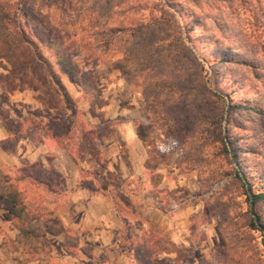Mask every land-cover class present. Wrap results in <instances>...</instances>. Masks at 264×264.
Segmentation results:
<instances>
[{"label":"rangeland","instance_id":"obj_1","mask_svg":"<svg viewBox=\"0 0 264 264\" xmlns=\"http://www.w3.org/2000/svg\"><path fill=\"white\" fill-rule=\"evenodd\" d=\"M7 1L43 57L34 70L35 59L17 60L0 37L1 74L11 71L15 85L8 94L49 98L55 110L38 111L43 123L56 131L62 122L64 143L99 163L100 186L120 179L122 153L113 161L102 151L123 122L146 136L149 165L167 187L181 186L157 196L151 217L194 215L176 264H264V0ZM56 54L76 63L90 99L62 80ZM19 104L15 114L37 113ZM167 244L157 251L169 255Z\"/></svg>","mask_w":264,"mask_h":264},{"label":"crops","instance_id":"obj_2","mask_svg":"<svg viewBox=\"0 0 264 264\" xmlns=\"http://www.w3.org/2000/svg\"><path fill=\"white\" fill-rule=\"evenodd\" d=\"M66 79L76 86L63 76L62 80ZM65 89L72 98L69 88ZM5 96L0 90V173L24 189L30 210L37 216L33 224L45 246L33 259L22 248L7 246L5 242L14 239L18 230L8 217V199L0 195V264H140L134 247L144 238L183 247L189 232L185 210L168 219L151 217L160 213L162 200L157 196L171 187L175 190L170 193H174L181 186L167 187L166 176L149 167L147 148L131 121L123 122L125 134L118 128L117 141L102 151L108 158L112 152L113 161L122 153L121 162L113 166L119 168L120 179L116 178V185L100 186L101 174L94 170L99 163L94 165L85 154L78 156L75 149L57 142L44 123L30 119L32 113L13 112L21 102L45 112L40 100L29 99L27 92L8 94L9 99ZM119 140L122 146L117 145ZM161 254L154 258V264L159 259H176V252H163L164 257L158 258Z\"/></svg>","mask_w":264,"mask_h":264},{"label":"trees","instance_id":"obj_3","mask_svg":"<svg viewBox=\"0 0 264 264\" xmlns=\"http://www.w3.org/2000/svg\"><path fill=\"white\" fill-rule=\"evenodd\" d=\"M17 9L18 8L16 7L15 3L9 2L7 0H0V37L8 39L11 45H13L11 46V53H13L15 57H17V60L22 59L24 56L25 58L31 56L33 59H35V65L33 64L35 70L38 61H43V57L40 54V50L36 42L32 41L30 37L26 34L24 25L21 20L22 18L16 13ZM56 57L60 59L59 63L61 68V74L63 76L68 77V79L81 90L82 97L84 99L85 97L90 99L88 91L85 88L86 83L89 81L84 76L79 75V72H77L78 70L76 63L72 62L69 58L67 59L66 55L56 54ZM17 65H20V63L10 61V67L16 68ZM24 65L26 66V64L24 63L21 64L22 67H24ZM59 87L60 90H62L61 93L63 99L67 101L69 97L68 93L61 85ZM14 89L15 85L14 79L12 78V72L7 71L5 74L0 73V90H2L4 94H7L13 91ZM99 99L100 98H97V101L100 102L98 106L101 107L105 105V101ZM39 100L49 110H55V107L53 106V103L49 98L40 97ZM91 101L92 102L90 103L94 105L93 100ZM30 119L33 120L35 123H43L45 117L42 116L40 113L38 114L37 111V113L32 114V117ZM61 123L62 122H59L57 124L59 128H57L58 130L56 131L51 127H46V129L49 130L52 135H54V138L59 143H63L64 141L62 140V138L65 137V132H58L59 130L63 131V129L60 128V126H62ZM86 137L87 139H90L91 142L100 141L97 136H90V138L89 136ZM140 137L144 145L148 147L149 142L146 136L140 134ZM149 167L152 168L154 166L151 165ZM0 195H3L8 199V217L13 220V224L18 230V234L15 236V238L9 239L5 243L7 244V246L10 245V247L13 249L22 248L25 253L30 255V259H33V257L35 255H38L39 252L44 248L45 243L43 236L33 224V221L36 219L37 216L30 210V207L24 195V189L21 186L15 185L14 183L10 182L8 177L0 173ZM260 196L261 195L257 197ZM162 242H164V240H160L158 238H154L153 240L151 238H144L140 242H138L134 247L135 257L138 263L154 264V258L161 254V251H157V249ZM167 247H171V249L174 250H170V253L175 254L176 252V259H174L173 261H169V258H165L163 260L164 264H176L178 261L183 260L186 256L185 254H183L182 248L180 247H176L170 244H167Z\"/></svg>","mask_w":264,"mask_h":264}]
</instances>
